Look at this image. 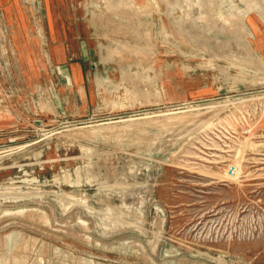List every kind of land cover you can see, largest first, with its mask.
<instances>
[{
    "label": "rangeland",
    "instance_id": "1",
    "mask_svg": "<svg viewBox=\"0 0 264 264\" xmlns=\"http://www.w3.org/2000/svg\"><path fill=\"white\" fill-rule=\"evenodd\" d=\"M258 38L264 0H0V264H264Z\"/></svg>",
    "mask_w": 264,
    "mask_h": 264
},
{
    "label": "crops",
    "instance_id": "2",
    "mask_svg": "<svg viewBox=\"0 0 264 264\" xmlns=\"http://www.w3.org/2000/svg\"><path fill=\"white\" fill-rule=\"evenodd\" d=\"M59 38L58 40H56L55 42V49H56V54H53V59L56 61V63H58L59 66V73L61 75L62 78H64L65 80L69 81V82H74L76 84H80V91L83 92L84 90V75L85 72L83 70V68H86V65L84 63L83 58L80 60H76L74 62H69V44H76V45H82V46H86L85 44V39L86 36L84 33H68L65 29H59L58 32ZM68 36L70 38H68ZM261 43H264V39L259 40V38L257 39V45L259 48V53L263 54L264 50L262 49V47L260 46ZM101 56H98V61L104 62ZM100 62V63H101Z\"/></svg>",
    "mask_w": 264,
    "mask_h": 264
},
{
    "label": "built area",
    "instance_id": "3",
    "mask_svg": "<svg viewBox=\"0 0 264 264\" xmlns=\"http://www.w3.org/2000/svg\"><path fill=\"white\" fill-rule=\"evenodd\" d=\"M234 171H235V168H231V169H229V174H230V175L234 174Z\"/></svg>",
    "mask_w": 264,
    "mask_h": 264
}]
</instances>
